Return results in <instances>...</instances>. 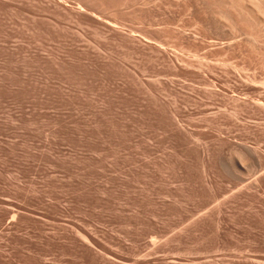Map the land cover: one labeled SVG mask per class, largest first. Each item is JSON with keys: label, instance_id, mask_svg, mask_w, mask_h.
I'll return each mask as SVG.
<instances>
[{"label": "rangeland", "instance_id": "374dc122", "mask_svg": "<svg viewBox=\"0 0 264 264\" xmlns=\"http://www.w3.org/2000/svg\"><path fill=\"white\" fill-rule=\"evenodd\" d=\"M0 264H264V0H0Z\"/></svg>", "mask_w": 264, "mask_h": 264}]
</instances>
